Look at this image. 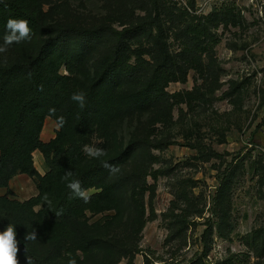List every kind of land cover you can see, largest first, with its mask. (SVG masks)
Listing matches in <instances>:
<instances>
[{
  "label": "rangeland",
  "instance_id": "obj_1",
  "mask_svg": "<svg viewBox=\"0 0 264 264\" xmlns=\"http://www.w3.org/2000/svg\"><path fill=\"white\" fill-rule=\"evenodd\" d=\"M39 1L43 23L34 37L0 31L1 109L24 89L17 67L33 62L50 42L54 56L62 52L76 65L73 74L57 71L68 80L56 115L73 116L70 130L77 132L79 91L102 73L114 43L67 37L56 44L60 26L152 29V39L125 42V58L144 73L165 68L156 92L166 102L138 98L134 84L110 77L96 91L107 108L88 113L70 175L118 160L109 177L119 186L114 209L48 225L40 217L42 203L20 206L39 190L35 179L17 171L9 188L0 189V233L24 241L34 259L18 248L0 264H264V250H254L264 241V0ZM198 24L212 39H184ZM53 117L45 119L44 143L60 131ZM159 142L172 145L154 148ZM33 162L42 176L49 172L39 151ZM146 172H159L157 181L144 178ZM54 186L53 193L62 183ZM99 192L95 187L84 195Z\"/></svg>",
  "mask_w": 264,
  "mask_h": 264
},
{
  "label": "trees",
  "instance_id": "obj_2",
  "mask_svg": "<svg viewBox=\"0 0 264 264\" xmlns=\"http://www.w3.org/2000/svg\"><path fill=\"white\" fill-rule=\"evenodd\" d=\"M40 6L39 0H0V31L13 29L25 38L34 37L43 23ZM54 32L56 36L53 42L56 44L64 38L71 37L91 45L108 40L113 42L114 46L109 58L105 59L102 73L98 77H91L90 82L79 91L82 103L79 107L75 133L70 130L73 116L69 114L64 116V112L56 115L59 109H63V103H59L63 97L60 90L65 87L68 80L62 76L58 77L57 71L64 67L68 73L73 74V70L76 69L73 60L62 52H57L54 56L51 53V43L44 42L33 62L17 67L18 72L26 79L24 89L22 88L15 103L5 104L4 110L0 108V189L9 188L11 177L17 171L35 179L38 182L39 195L20 206L31 208L42 203L44 209L41 212V220L48 225L64 226L70 216L86 211L101 213L114 209L119 193L117 183L109 181L113 177L116 165H120L118 160L98 162L81 174L70 175L72 166L79 159L78 143L85 133L88 113H96L107 108L106 104L98 102L96 91L106 87L109 78L113 77L115 83L121 79L128 84H134L138 98L151 96L154 104H164L166 99L161 93H157L156 89L162 85L166 70L162 66L154 65L151 71L144 73L139 64L131 65L128 60L130 57L125 58L127 54L125 42L128 39L140 36L154 38L152 29L148 30L143 24L122 31L110 26L88 29L60 26L54 28ZM207 32V28L198 24L190 26L183 35L184 39L192 35L212 39V34ZM4 73L0 71V76ZM169 74L171 73L168 72L167 75ZM2 98L4 99L3 96ZM42 103L44 105H41ZM47 116H54L60 131L55 140L44 143L40 135ZM67 138L70 140L65 147ZM171 145L169 142H159L153 147L162 150ZM36 151L42 153L49 168L45 176H42L34 166L33 154ZM158 174L159 172H146L143 177L149 176L157 181ZM58 182L62 183L60 190L51 192ZM95 187H99L101 192L89 197L84 195L85 191ZM152 203L153 201L150 202L151 213L155 217ZM207 234L209 229L205 232L206 236ZM257 245L255 243L254 250L259 254L264 250V241L260 246ZM18 248L23 250L28 258L34 259V254L24 241L8 231L0 233V263L16 253ZM209 251V248L206 249L204 256H207Z\"/></svg>",
  "mask_w": 264,
  "mask_h": 264
},
{
  "label": "crops",
  "instance_id": "obj_3",
  "mask_svg": "<svg viewBox=\"0 0 264 264\" xmlns=\"http://www.w3.org/2000/svg\"><path fill=\"white\" fill-rule=\"evenodd\" d=\"M52 129H53V127L50 128V130H52ZM48 132H50V131H48ZM48 136H49V135H48Z\"/></svg>",
  "mask_w": 264,
  "mask_h": 264
}]
</instances>
